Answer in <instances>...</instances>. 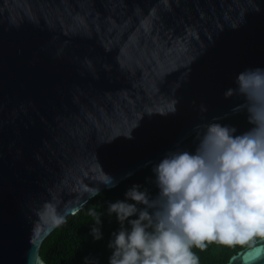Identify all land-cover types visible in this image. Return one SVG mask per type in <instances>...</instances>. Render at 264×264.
Segmentation results:
<instances>
[{
    "label": "water",
    "instance_id": "1",
    "mask_svg": "<svg viewBox=\"0 0 264 264\" xmlns=\"http://www.w3.org/2000/svg\"><path fill=\"white\" fill-rule=\"evenodd\" d=\"M262 95L264 0H0V264Z\"/></svg>",
    "mask_w": 264,
    "mask_h": 264
},
{
    "label": "trees",
    "instance_id": "2",
    "mask_svg": "<svg viewBox=\"0 0 264 264\" xmlns=\"http://www.w3.org/2000/svg\"><path fill=\"white\" fill-rule=\"evenodd\" d=\"M264 237V95L92 198L46 264H227Z\"/></svg>",
    "mask_w": 264,
    "mask_h": 264
}]
</instances>
